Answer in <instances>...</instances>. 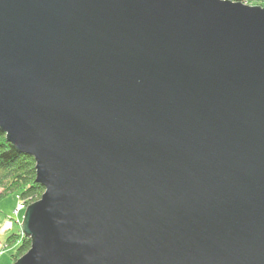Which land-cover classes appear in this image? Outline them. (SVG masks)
Returning a JSON list of instances; mask_svg holds the SVG:
<instances>
[{"label": "water", "instance_id": "95a60500", "mask_svg": "<svg viewBox=\"0 0 264 264\" xmlns=\"http://www.w3.org/2000/svg\"><path fill=\"white\" fill-rule=\"evenodd\" d=\"M0 130L45 188L15 264H264V8L0 0Z\"/></svg>", "mask_w": 264, "mask_h": 264}, {"label": "trees", "instance_id": "16d2710c", "mask_svg": "<svg viewBox=\"0 0 264 264\" xmlns=\"http://www.w3.org/2000/svg\"><path fill=\"white\" fill-rule=\"evenodd\" d=\"M235 3L254 5L264 4V0H229ZM36 162L28 155L19 154L15 147L7 140V136L0 130V185L4 190L0 194V200L9 194H14L24 202H37L45 193V188L36 182ZM13 219V218H12ZM17 233L10 234L6 239L7 247H11V259L13 264L31 249V240L25 237L21 229ZM3 258L0 264L3 263ZM10 264V263H8Z\"/></svg>", "mask_w": 264, "mask_h": 264}, {"label": "rangeland", "instance_id": "374dc122", "mask_svg": "<svg viewBox=\"0 0 264 264\" xmlns=\"http://www.w3.org/2000/svg\"><path fill=\"white\" fill-rule=\"evenodd\" d=\"M248 6L264 8V4H260V3H256L254 5H248ZM3 190H4V185H0V194H2ZM40 200H38L37 202H39ZM37 202H34V204ZM31 205H33V202H29V203L28 201L24 202L22 199H20L18 196H15L14 194H9L0 200V241H3L4 238L5 240L8 239L10 234H15L17 233L16 230L21 229L26 210ZM16 211H19V213H17ZM19 220H21L22 222L21 224L17 223ZM10 227L12 229H9ZM2 249L6 250V253L4 250L3 252L7 256L5 258L7 262L13 264L10 254L12 248L4 246ZM21 258H19L17 262Z\"/></svg>", "mask_w": 264, "mask_h": 264}, {"label": "crops", "instance_id": "0c3cea01", "mask_svg": "<svg viewBox=\"0 0 264 264\" xmlns=\"http://www.w3.org/2000/svg\"><path fill=\"white\" fill-rule=\"evenodd\" d=\"M9 229H11V227ZM3 246L7 247L5 238L3 239V241H0V248H2ZM5 253H6V251H5ZM5 253L3 255V260L2 261H3L4 264H8L9 262H7V260L5 259L7 257Z\"/></svg>", "mask_w": 264, "mask_h": 264}, {"label": "built area", "instance_id": "2783aa9c", "mask_svg": "<svg viewBox=\"0 0 264 264\" xmlns=\"http://www.w3.org/2000/svg\"><path fill=\"white\" fill-rule=\"evenodd\" d=\"M16 212L19 213V211H16ZM17 223L21 224L22 222L21 220H19ZM2 258H3V253L0 251V261Z\"/></svg>", "mask_w": 264, "mask_h": 264}, {"label": "bare ground", "instance_id": "6f19581e", "mask_svg": "<svg viewBox=\"0 0 264 264\" xmlns=\"http://www.w3.org/2000/svg\"><path fill=\"white\" fill-rule=\"evenodd\" d=\"M24 208H25V207H24ZM26 211H27V210H26ZM3 247H4V246H3ZM3 247H2V248H3ZM2 248H0V251H1V252L3 253V255H4L3 250H4L5 248H4V249H2ZM4 251H6V250H4Z\"/></svg>", "mask_w": 264, "mask_h": 264}]
</instances>
